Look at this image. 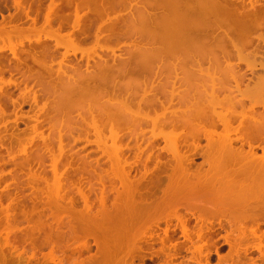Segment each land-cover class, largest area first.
Segmentation results:
<instances>
[{
	"label": "bare ground",
	"instance_id": "bare-ground-1",
	"mask_svg": "<svg viewBox=\"0 0 264 264\" xmlns=\"http://www.w3.org/2000/svg\"><path fill=\"white\" fill-rule=\"evenodd\" d=\"M3 1L15 11L0 12V123L18 122L25 103L38 109H33L38 118L48 105L46 100L38 105L40 96L44 100L58 94L49 120L53 118L56 125L64 114L70 119L78 110L79 118L90 119L84 122L80 118L84 124L79 121V133L84 132L90 143V131H94V148L107 156L109 164L102 166L99 157L93 165L90 156L66 155L68 146L62 140L59 146L62 143L64 148H58L63 157L62 151H58L60 155L51 152L50 142L46 146L52 148L43 146L55 155L50 157L54 184L45 173L41 175L43 180L51 179L49 184L44 180L51 187V197L56 194L55 203L53 197L49 200L58 207L66 190L77 189L87 204L88 217L80 216V224H89L95 232V254L79 256L89 251L91 244L72 242L73 236L66 247L60 238L64 248L78 244L70 253L82 258L76 257L80 264H146L147 257L154 256H163L161 264H210V254L204 248L215 245L218 253L220 244L214 236L220 230L225 233L217 237L223 236L230 251L226 256L218 253V264H246L249 259L257 264L254 259L259 256L264 262V48L254 42L255 37L264 41V0H48V4L45 0H0V10ZM257 30L261 32L255 35ZM87 40L91 44L84 47ZM121 45L126 46L124 55L116 53ZM61 46L65 49L62 53ZM78 52L81 60L87 56L85 64L66 62L70 54ZM241 62L247 63V69ZM12 87L20 89L18 95L14 96ZM10 105L13 112L8 111ZM104 129L110 132V145ZM159 137L165 146L154 144ZM201 139L206 140L204 145ZM132 140L135 143L131 144ZM8 151L14 158L16 152ZM199 155L201 163L195 161ZM25 157L17 163L21 170L35 163L34 158ZM33 157L39 159L36 163L40 166L46 163L40 156ZM134 170L140 175H132ZM86 174L91 175V184H100L99 191L109 186L114 192L111 203L106 199L109 191L101 192V206L96 210L101 216L91 214L93 203L84 189H90V182L82 186ZM163 177L166 186L158 194L156 186ZM19 218L14 215L12 220L19 223ZM172 218L177 223L173 224ZM191 218L197 225H190ZM160 220H165L164 227ZM36 221L37 227L31 226L35 230L40 226ZM31 227L23 239H29L31 260L37 249L49 246L48 260L64 264L68 253L60 248L59 255L61 250L53 248L61 240H54L49 232L36 235ZM178 229L184 238L179 240L194 247L186 260L180 252L183 243L174 238ZM157 243L160 246L156 247ZM253 250L260 252L254 259L248 256ZM180 253L183 260L176 263Z\"/></svg>",
	"mask_w": 264,
	"mask_h": 264
},
{
	"label": "rangeland",
	"instance_id": "rangeland-1",
	"mask_svg": "<svg viewBox=\"0 0 264 264\" xmlns=\"http://www.w3.org/2000/svg\"><path fill=\"white\" fill-rule=\"evenodd\" d=\"M8 3L11 4L10 2H8ZM45 3L48 4L49 1L48 0H45ZM13 10H14L13 7H11V8L6 7L5 6V1H3L2 8H1L0 12H2L4 14H6V13L8 14V13H12V12L15 11V10L14 11ZM0 19H1V16H0ZM261 31L263 32L264 29H262ZM261 31L260 30H257V31L254 32V34L257 35ZM91 37H93V36H91ZM89 41H88V43H86L87 45L85 44V42L82 43L84 45V47L85 46H89L91 44V43H89ZM91 41H92V39H91ZM254 42H255V44L259 43L260 47L261 48H264V41H260L259 38L255 37V41ZM26 43H27V41H26ZM109 44H111V43H109ZM83 45H82V47H83ZM123 46L126 48L125 45H121V48ZM124 47L122 48L123 50L118 48L116 50V53L117 54H123L124 55V52H125L124 51ZM252 48H254V46ZM252 48L250 47L249 49H252ZM61 51L62 52L65 51V49H64L63 46H61V48H60V53H62ZM104 54H105V52H104ZM70 55L71 56H69V58L72 59V60H70L68 58L70 61L68 60L66 62H71L72 61L74 63L77 62V63H80V64H82V63L85 64L86 63L85 62L87 60V58H86L87 56L86 55L83 56V59L82 60H81L82 54L80 52H78L75 55L76 57L74 56V54L73 55L70 54ZM110 56H111V53H110ZM259 57H260V60H261V56H258L256 58V60ZM119 58H120V56H119ZM90 61H92V63H93V60L90 59ZM257 61H259V60H257ZM244 63L245 62H241V66L245 70V69H247V66H246L247 63H245V64ZM205 65H207V63H204V66ZM247 71H249V70H247ZM258 72H262V70L261 71L258 70ZM4 75H5V77H7V76L9 77V73L8 72H6ZM14 77H15V75H14ZM20 77L21 76H19V75L17 76L18 79H20ZM30 82H32V81H30ZM30 82H29V84H33V83H30ZM180 84H181L180 82L177 83V85H180ZM23 85L24 84H22V87H23ZM31 86H34V84L31 85ZM182 88H184V86L180 88V91H182L181 90ZM10 90H13L12 92H13L14 96L18 95L19 92H20V89L19 88H15V87L10 88ZM48 97H49L48 99L46 98L44 100H41V99H43V97L41 98V96H40V102H38V105L43 104L42 102L45 101V100L48 102V105H46L45 112L44 113L41 112L42 114L41 113L40 114H37V115H39V117L37 116L39 118V121H42L41 124H39L40 122L38 121L39 122L38 123L39 125H38L37 124V120L35 122V119H38V118H35L36 117L35 112H37V111H34L33 109H35V110H38V109L35 108V107H31V104H28V103L22 104V107L19 110L20 113L18 112V115L20 117V119H19L18 122H9V124L7 123L9 126L0 123V133H2V134H0V145L2 146V147L0 146V159L3 158L2 161L0 160V197H1L0 198V264H35L36 262H37L36 264H40V262L41 263L44 262L42 264H55V263L49 261L50 259L48 260V258L50 256L49 253L51 251V248L49 246L48 247H43L41 249H37L35 251V255L36 256L34 257V259L31 260V258L29 257V256L32 255L31 254L32 253V250H31V248L29 246L30 243L28 242L29 239L27 238V240H28V241L26 240L27 242L25 240L23 241V239H25L26 230L28 232H30L29 228L32 226L33 223H34L35 227H37L36 226V223H37L36 220H38V222L40 221V226H38L39 228H36L37 230H35L34 225H33V227H31V232L33 230L34 231V234H36V235L38 234L40 236L41 235L44 236L46 234V232L47 233L49 232V235L51 236V238H53L54 240L58 239V241L61 240V241L58 242V245H60V243L62 242V239H64L63 242L65 243L64 244L65 247H66V242H68L67 243V246H68V244L70 242V241H68V238H71L73 236L72 237V239H73L72 242L73 241H76V243H77V242H79L77 240H80L79 244H81L82 241L86 240V241H88L91 244L90 250L89 251H85L82 255H79V256L85 257V256H90V254L93 255V254L96 253V248H95L96 246L94 245V237H93L95 235V232L91 229V227L89 226L88 223H87L88 225H84V223L82 225V224H80V221H79L81 219L80 216H83V215H85V213H87V209H85V207H86L87 204L86 203H85L86 205L84 204L85 201H84V198L82 197V195H80L78 193L79 191L77 189H75V188L72 187L68 191L66 190V194H64V197H65L64 198V201H62V200L60 201L59 200L60 202L58 204V207H56L55 204H54L55 201L57 200L56 199V196H55L56 194L55 193L52 194V197H53L52 201L54 202L53 203L52 201H50L51 198H52L51 197V193L52 192L50 193V191H51L50 188L51 187L49 188V186L47 185V184L51 183V182L48 183V181H51V179L50 180H47L45 177L48 176L47 177L48 179H49V177L52 178V183L54 184V180H55V177L54 176L55 175H53V172L51 171L50 165H51V162H52L51 158H54L55 155H54V157H52L53 155H51V152L53 151L52 153L55 152V153L59 154V152L62 151L61 153H63V150H59V148H61V147L64 148L63 147L64 145L62 143L60 144V146L61 145H63V146H61V147L59 146V142L61 140H62L61 142H63L65 145L68 146V147H65L66 149H64L65 150L64 152H66V150H67V154L66 155H69V154L73 153V154H75L78 157L79 154H82L80 156H84V157L86 156V159H89V156H90V161L92 162L93 165H96L97 164L95 162V157H99L98 159L100 160V162L102 161L101 162L102 166H106L108 164L106 162L107 161V158H106L107 156L104 157L105 154L101 151L103 153V156H102L101 152L95 149L96 148V145H95V142L93 143V141L96 140V139L94 140V138H96V135H93L94 134L93 133L94 131L91 130L92 129L91 127L88 128V129L91 128L90 129L91 130L90 131L91 135L89 136L87 134L86 136H89V138H90V140H92V142L89 143V141L88 142L86 141V140H88V137L87 138L84 137L85 136L84 132L83 133H79V131L81 132V130H82V128L79 127V125L81 124L79 121H81L80 118L83 119L84 116H82V117L80 116V118H79L78 115H81V114H78L79 111L76 108L75 109L77 110L78 113L77 112H74V113L72 112L71 113L72 114L71 115V118H73V121H75L77 118H79V120H76L75 122H73L71 118H70L71 120L69 119L70 115L67 116L68 117L67 118L66 115H68V114L65 115L64 113H62V114H64L63 116L60 115V116H62V118L61 119H58L59 121H57V124L56 125L53 122V118H52V120L51 119L49 120V118L52 117V114H53L52 112H53V109H54V106H55V104L53 103V101L54 100L57 101V99L59 98V95L58 94H53V95H51V97H50V95ZM12 106L13 105H10L8 107V111H10V112L12 111L13 112L14 107H12ZM72 108L73 107H71V109ZM73 111H74V108H73ZM20 114L21 115L23 114V116H22L23 119H21V115ZM87 115H90V114L89 113L88 114L86 113V116ZM14 116L15 115H13L11 117H14ZM73 116L75 117V119H74ZM55 118H58V117H55ZM14 119H13V121H14ZM68 119H69V123H68ZM85 120H84V122H85ZM61 121H62V123H61ZM0 122H1V120H0ZM84 122H82V123L84 124ZM15 123H18V124L15 125ZM78 123H80V124L78 125ZM53 124H54V126H53ZM3 125L5 126V128H4ZM35 125H36V127H38L37 129L35 128ZM6 126H8V127L6 128ZM61 126H62V128H61ZM87 126L88 125L86 124V128H87ZM84 127H85V125H83V131L85 130ZM107 128L108 127H106V130H107ZM149 128H150V126H149ZM106 130L104 131V132H107L106 134L108 136V138H107L108 140L106 139V143L109 142L107 144L110 145V144H112V142H111L112 139L111 138L109 139V137H110L109 135L110 134L108 135V132L109 131H106ZM7 132L10 133V134H8ZM86 132H87V130H86ZM104 132H103V135H102L103 137L106 135ZM87 133H89V130H88ZM3 134H4V136H3ZM13 134H14V136H13ZM147 134H150V132L147 131ZM2 137H4V140H3ZM6 137L8 139L10 138V140H8ZM18 137H20V139L22 137L24 139V141H23V139H21L19 141V143H18L17 142ZM106 137H104V138H106ZM104 138H102V140ZM7 141H8V143H10V141H12V143H13L14 146L11 143V147H8V146H10V144H8ZM21 141L24 143V145L22 143H20ZM189 141H192V140L189 139ZM14 142H16V143H14ZM49 142L53 146V148L49 146L50 148H52L51 149V152L50 151H47L46 148H45V147H47V149L49 148L48 146H46V144L47 143L49 144ZM120 142H122V141H120ZM132 142L135 143L134 140L130 141L131 144H133ZM205 143H206V140L205 139H201L200 140V144H203L204 145ZM3 144L6 145L7 147L4 146ZM21 144H22V146H21ZM154 144H156L157 146L159 145L158 147H163L164 144L166 145V143L164 142V139H162V137L157 138L156 141L154 142ZM43 146H45V147L43 148ZM7 148H8V150H10L12 152H14V151L16 152V153L14 152L15 153V157L14 158H11L10 154L8 156L9 151L7 150ZM9 148H11V149H9ZM6 151H8V153ZM2 153H4V154H2ZM166 153H167L168 156H172V155H170L171 154L170 152L168 154V151L167 150H166ZM16 155H17V157H16ZM42 155H45V158L46 159H43V156ZM63 155H64V153L62 154V157H63ZM75 155H73V156L75 157ZM25 156H28L29 158H31V157L34 158L33 160L35 161V163H33V165H32L33 166L32 168L34 170H32V168L30 166H26L22 170L20 169V166L17 163L19 162L20 159H23ZM33 156H40V157H42V159L45 160V161H43L42 159H40V161L41 162L42 161L43 162H46V163H42L45 168L42 166V164L40 166L38 163H36L39 159L37 160V158H35ZM25 158H27V157H25ZM50 160H51V162H50ZM21 161H23V160H21ZM195 161L197 163L198 162L201 163L203 161V157L202 156L196 157L195 158ZM14 162L16 163V165H15ZM151 163L153 164V162H151ZM195 166L196 165H193V167H195ZM108 167H109V164H108ZM205 168H207V165H205V166L202 167V169H205ZM29 170H31V172ZM45 170H46V172H45ZM44 173H45V175H44L45 177L44 176H42V177L47 180L46 181L47 184L44 182L45 179L43 180L41 178V175H43ZM131 174L132 175L133 174H137L138 176L140 175V173L138 171H135V170L132 171ZM32 175H33V177H32L33 179L30 178ZM37 175H38V177H40L41 180H43V182L45 183V185L37 177ZM90 176L91 175L86 174V176L82 178V181H83L82 183L83 184L82 183L81 184L83 186V185L89 184L88 182H90V189L88 188V186H86V188L82 187V189L84 188L86 190V193L85 194L89 198V201L91 203H93V204L90 203L91 205H93L92 206L93 208L92 207H90V208H92V210L93 209L95 210V211H92L91 210V214L94 215V214H97L96 212L99 211V209L97 208V206L100 205V204L98 205V203H100V200L98 202V199L101 197L100 195H103V194H101V192H102L101 190L99 191L100 184H98V183H97V185L96 184L94 185V183H92L93 186H94V188L91 189L92 184H91V181H89V179H91ZM165 179H167V178L166 177H163L162 180H160L161 182L157 183L156 190L158 189V191H157L158 194H161V190H159V189H162L163 186L164 187L166 186V185H162V184H166V181H164ZM29 180L30 181L33 180V181L30 182ZM51 186H53V185H51ZM45 188H46L47 191L45 190ZM52 188H54V187H52ZM84 189H83V191L85 192ZM107 189H106V191H103V192L106 193V192L109 191L108 194H107V196H106V194H104V195L107 197V198L105 197L106 199H108L107 201L109 203H111L112 202V199H113V196H114V192L109 190V186H108ZM12 195H13V197H12ZM54 196H55V198H54ZM12 198H14V199L11 202V199ZM46 198H48V200ZM88 198H87V200H88ZM43 202L44 203L47 202V203L44 204ZM108 202L106 204H107V206L110 207L112 204H108ZM1 204L4 205V206H2ZM8 206H9V210H7V207ZM5 207H6V210L4 209ZM99 208H102V207H99ZM110 208H112V206ZM20 209L21 210L24 209V211L25 210L26 211L24 212V211H21ZM97 209H98V211H96ZM85 210H86V212H85ZM4 211H5V214H4ZM7 211H8V213L6 214ZM9 211L11 212L10 214H9ZM12 211H13V213H12ZM179 211L180 212L181 211H184V208L183 207L180 208ZM14 215H15V217L17 216V218L21 217V219L19 218L20 220H17L16 219L19 223H17L16 221L13 222L12 219H13ZM97 215L98 216H101V214H97ZM86 216L87 215H85V217ZM34 221H36V222H34ZM170 221L173 224L177 223V220L175 218L170 219ZM83 222H85V221H83ZM159 222H161L160 223L161 227H164V225H166L165 224V220H160ZM189 222H190V225L193 226L194 225L193 223H195L197 221H196L195 218H191L189 220ZM70 223H72V225ZM74 223H76V224H74ZM81 223H82V221H81ZM89 223H92V222H89ZM91 225H92V227H95L93 224H91ZM69 227L72 228V231L71 232H70L71 229L70 230L68 229ZM73 228H74V230L76 229V231H74ZM49 229H51V230H49ZM262 229H264V225L262 226ZM159 232L161 234V230ZM222 232L225 233L224 231H222ZM175 235H177V233ZM60 238H62V239H60ZM180 238L181 237H179L178 240ZM220 241H223V238L220 239ZM74 243H72L70 245L76 246V247L74 249L73 248L71 249L72 246L69 245V247H67V249L70 248L69 250L65 249L64 248V245L62 243L60 245L61 247L59 246V248H58L57 242L55 243V245L53 247V248H55V251H58L57 249L62 248L63 251H66V253H68L69 256L65 253L66 254V256H65L66 258L65 257L64 258L66 260L64 259V261H63L64 264H68V263H71V264L74 263L75 264V262L77 264L78 261L76 259L77 258L78 259L81 258V257H79L76 254L70 253L71 252L70 250H75V249L78 248V246H77L78 244L75 243L76 244L75 245ZM166 243H168V241ZM155 246L158 247V246H160V244L157 243V244H155ZM226 248H229V247H227V245L226 246H222L221 247V250L223 251ZM30 250H31V252H30ZM62 250L61 251H58V254L59 255L62 254L61 253ZM55 251H53V253ZM28 258H30V259H28ZM45 258H47V260L49 262H47V260H46L47 263H45ZM35 259H36V261H35ZM178 259L179 258L174 259V261H177ZM29 260H30V262H29ZM68 260H70V262ZM38 261H40V262H38ZM135 262H139V259L136 258ZM78 263L80 264V262H78Z\"/></svg>",
	"mask_w": 264,
	"mask_h": 264
},
{
	"label": "flooded vegetation",
	"instance_id": "flooded-vegetation-1",
	"mask_svg": "<svg viewBox=\"0 0 264 264\" xmlns=\"http://www.w3.org/2000/svg\"><path fill=\"white\" fill-rule=\"evenodd\" d=\"M261 149H259L258 150V153L260 152L261 153ZM197 157H200V155L199 156H197ZM162 232V231H161ZM220 233H222V231H218V233L214 236L215 237V239L217 238V245L218 244H220L219 245V249H218V253H222L221 255L222 256H226V253H228V251H229V249L228 248H226L225 250H221V247L222 246H226L227 244L225 243V241L223 242H221L220 241V239H222L223 238V236L221 235V237L219 238V237H217L218 235H220ZM162 235H163V232L161 233ZM224 234V233H223ZM179 237H181L180 238V240H183L184 241V238H183V235L181 234V232H180V229H178V231H177V235H174V238H176L177 240H178V238ZM180 240H178L179 242H182L183 243V241H180ZM224 240V239H223ZM189 243L190 242H188L187 244H185V243H183L182 244V249H181V253L183 254V256H184V260H186L188 257H191V251H192V247L193 246H191V248L190 247H188L187 245H189ZM191 244V243H190ZM192 245V244H191ZM190 249V251L187 249V247ZM184 247L188 250H186V249H184ZM214 247H215V245H213V247H209V248H207V249H204V250H206L207 252H209V262H210V264H218V261H219V258H218V256L220 255H218V253H217V251L215 250L216 249V247H215V249H214ZM194 248V247H193ZM210 249V251H208ZM185 250H186V252H185ZM227 250V251H226ZM205 251V252H206ZM204 252V253H205ZM216 252V253H215ZM179 254V256H178V260L177 261H179L180 262V260H183L182 258H183V256H182V254ZM259 253V254H258ZM223 254H225V255H223ZM188 255V256H187ZM190 255V256H189ZM218 255V256H217ZM227 255H229V254H227ZM250 255L252 256V257H250ZM256 255L257 257H258V255H260V252L259 251H257V250H253V251H250L249 252V254H248V256L250 257V258H253L254 259V256ZM247 256V257H248ZM256 256H255V258H256ZM161 257V258H160ZM187 257V258H186ZM186 258V259H185ZM259 258V259H258ZM258 258H256V259H254L255 261H257V264L260 262L261 264H264V262H263V260H262V258L259 256ZM261 258V259H260ZM161 259H163V256H154V257H147V259H146V264H159L161 261H163V260H161ZM248 259V258H247ZM246 259V260H247ZM251 259H249V261H250ZM177 261H175L176 263H178ZM216 261V262H215ZM248 260H247V263L246 264H251V261L249 262ZM156 262V263H155ZM159 262V263H158ZM204 262V261H203ZM202 262V263H203ZM163 263V262H162ZM161 264V263H160ZM189 264H191V263H189ZM192 264H195V263H192ZM219 264H225V262L224 261H222V262H220Z\"/></svg>",
	"mask_w": 264,
	"mask_h": 264
}]
</instances>
